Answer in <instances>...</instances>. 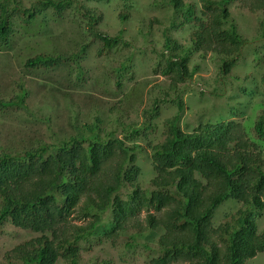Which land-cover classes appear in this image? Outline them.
Returning <instances> with one entry per match:
<instances>
[{
	"label": "trees",
	"instance_id": "trees-1",
	"mask_svg": "<svg viewBox=\"0 0 264 264\" xmlns=\"http://www.w3.org/2000/svg\"><path fill=\"white\" fill-rule=\"evenodd\" d=\"M72 1L37 0V6L51 7L59 15ZM232 1L264 13V0H199L200 16L192 2L168 0L181 15L173 28L194 25L189 46L165 37L164 51L172 55L164 59L160 73L169 78L171 89L196 71L189 67L190 53L195 51L221 55L222 74L229 73L246 42L230 20L228 5ZM31 10L26 13L29 9L17 0H0V45L10 42L11 20H28L38 11L36 6ZM86 17L89 34L101 44L98 54L129 44L121 32L108 35L94 30L93 11ZM126 17V12L120 14L121 20ZM87 48L84 44L69 52L36 54L26 64L59 67L67 81L64 85H78L84 81L79 58ZM126 61L115 71L126 69ZM260 80L264 91V73ZM18 90L8 99L0 98V109L28 110L22 83ZM134 104L125 97L113 108L124 113ZM178 106H182L181 100ZM123 130L131 136L143 132L132 124ZM253 131L264 141V112L255 119ZM149 147L154 176L145 188L137 182V146L119 138L114 129L102 133L95 123L71 124L68 137L57 142L46 143L34 135L20 139L13 148L0 146V225L9 222L40 233L17 245L13 255L21 264H55L58 257L77 264L79 242L94 234L108 211L111 227L104 236L110 240L118 239L129 227L162 231L159 250L150 264H243L264 252V227L259 230L257 224L264 209V154L248 138L241 122L199 123L191 131H183L174 117L167 122L164 139ZM125 183L131 189L123 198L120 190ZM87 199L84 221H73L74 211ZM227 200H235L239 207L214 226L215 210ZM134 241L131 236L128 245Z\"/></svg>",
	"mask_w": 264,
	"mask_h": 264
},
{
	"label": "rangeland",
	"instance_id": "rangeland-1",
	"mask_svg": "<svg viewBox=\"0 0 264 264\" xmlns=\"http://www.w3.org/2000/svg\"><path fill=\"white\" fill-rule=\"evenodd\" d=\"M17 1L26 11L29 9L26 13L35 6L38 11L28 20L14 17L8 33L10 42L0 45V85L7 84L4 88L0 86V98L17 94L22 83L27 91L28 110L0 109L1 147L13 148L20 139L34 135L46 143L57 142L68 137L71 124L80 127L95 123L102 133L114 129L119 138L137 146L136 163L140 167L137 182L145 188H149V180L154 176L149 144L164 139L167 122L174 117L183 131H191L199 123L241 122L248 138L264 154V141L253 131L255 119L264 112L260 80L264 73L263 12H252L232 1L228 5L230 20L246 42L229 73L222 74L221 55L195 51L190 53L189 67H195L196 71L190 79L171 89L169 78L160 73L164 59L172 55L164 51L165 37L169 35L178 44L189 46L194 25L173 28L181 15L172 10L168 0H73L59 15L51 7L37 6V0ZM187 1L195 5L196 15L200 16L199 0ZM90 11L95 13L94 30L108 35L121 32L129 44L98 54L101 44L89 34L87 25L86 15ZM124 12L127 17L121 20L120 14ZM84 44L88 48L79 58L84 81L78 85H64L67 81L59 67L31 68L26 64L36 54L69 52ZM125 61L127 68L115 71ZM70 75L75 78V72ZM68 76L67 73V79ZM125 97L135 103L132 108L124 113L122 109L114 110L113 106ZM178 100L182 101L181 107ZM149 123V128L142 129ZM128 124L143 132L136 136L125 134L123 129ZM130 189L125 183L121 197L125 198ZM88 203V199L81 202L73 221H84L82 210ZM238 207L235 200L223 202L215 210L213 225L223 222ZM110 214L108 211L103 215L102 224L93 235L79 242L77 264H150L159 250L162 231L129 227L118 239L110 240L104 236L111 227L107 219ZM261 214L257 219L259 230L264 227V209ZM39 234L9 222L0 225V264H21L13 249ZM131 236L135 241L128 245ZM55 264L71 263L58 257ZM243 264H264V252Z\"/></svg>",
	"mask_w": 264,
	"mask_h": 264
}]
</instances>
